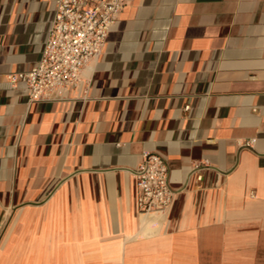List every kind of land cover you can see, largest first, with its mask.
Returning a JSON list of instances; mask_svg holds the SVG:
<instances>
[{
  "label": "crops",
  "instance_id": "0c3cea01",
  "mask_svg": "<svg viewBox=\"0 0 264 264\" xmlns=\"http://www.w3.org/2000/svg\"><path fill=\"white\" fill-rule=\"evenodd\" d=\"M54 2L0 0V264H264V0H123L84 81L30 101L8 75ZM152 151L175 195L144 212Z\"/></svg>",
  "mask_w": 264,
  "mask_h": 264
},
{
  "label": "built area",
  "instance_id": "2783aa9c",
  "mask_svg": "<svg viewBox=\"0 0 264 264\" xmlns=\"http://www.w3.org/2000/svg\"><path fill=\"white\" fill-rule=\"evenodd\" d=\"M54 1L55 11L37 62L27 71L8 75L13 85L25 83L30 101L61 99L67 89L84 81L82 70L105 50L123 6V0ZM131 174L137 186V208L144 212L167 210L175 192L169 186L165 160L156 152H144Z\"/></svg>",
  "mask_w": 264,
  "mask_h": 264
}]
</instances>
